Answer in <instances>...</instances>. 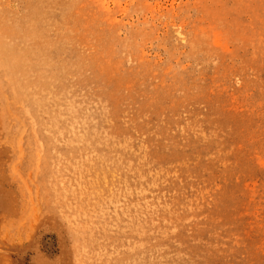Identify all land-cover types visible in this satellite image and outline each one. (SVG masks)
Wrapping results in <instances>:
<instances>
[{
	"label": "rangeland",
	"instance_id": "rangeland-1",
	"mask_svg": "<svg viewBox=\"0 0 264 264\" xmlns=\"http://www.w3.org/2000/svg\"><path fill=\"white\" fill-rule=\"evenodd\" d=\"M0 36V264H264V0H0Z\"/></svg>",
	"mask_w": 264,
	"mask_h": 264
},
{
	"label": "bare ground",
	"instance_id": "bare-ground-1",
	"mask_svg": "<svg viewBox=\"0 0 264 264\" xmlns=\"http://www.w3.org/2000/svg\"><path fill=\"white\" fill-rule=\"evenodd\" d=\"M7 34V33H6ZM5 34V35H6ZM13 34V33H12ZM3 35V34H2ZM8 35V34H7ZM22 39H24V38H22ZM15 44H16V41L14 40V37H12V42H11V37L10 36H0V67L3 69V68H6L7 70H9V68H8V65L10 66V68L11 67H13V64H14V66L15 67H13V70L15 71V74L17 73L18 74V70H19V64H18V62L20 61V56L22 55L20 52H18L19 50H17V47L15 46ZM22 44V43H21ZM20 44V45H21ZM46 45V44H45ZM25 46V45H24ZM31 46V45H30ZM46 47V46H45ZM25 48V47H24ZM30 48V47H29ZM19 49H21V48H19ZM31 49V48H30ZM33 49V48H32ZM29 50V49H28ZM25 51H26V49H25ZM27 52V51H26ZM19 53L21 54L20 56H19ZM48 53V52H47ZM46 53V54H47ZM24 54V53H23ZM30 54V53H29ZM25 57V56H24ZM26 58V57H25ZM22 60V59H21ZM48 60V59H47ZM25 61V60H24ZM26 62V61H25ZM42 62V61H41ZM27 63V62H26ZM30 63V62H29ZM35 63H37V62H35ZM45 63V62H44ZM24 64V62H22V64L21 65H23ZM39 64V63H38ZM24 66V65H23ZM27 66H28V64H27ZM39 66V65H38ZM45 66V65H44ZM26 67V66H25ZM24 67V68H25ZM47 67V66H46ZM23 68V67H22ZM6 69H5V71H6ZM25 69H27V68H25ZM24 69V70H25ZM32 69V68H31ZM40 69V68H39ZM51 69V68H50ZM22 70V69H21ZM33 70V69H32ZM31 70V71H32ZM1 71V70H0ZM4 71V72H5ZM11 71V70H10ZM30 71V70H29ZM30 71V72H31ZM35 71V70H34ZM33 71V72H34ZM39 71V70H38ZM53 70H51V72H52ZM4 72H2V73H4ZM11 72H13V71H11ZM42 72V71H41ZM44 73H45V70L43 71ZM29 73V72H28ZM35 73V72H34ZM36 73H37V71H36ZM40 73V72H39ZM9 74H11V73H9ZM23 74V73H22ZM25 74H26V72H25ZM26 75H28V74H26ZM52 75V74H51ZM10 76V75H9ZM13 75H11V77H12ZM15 76V75H14ZM13 76V77H14ZM35 76V75H34ZM47 76V75H46ZM49 76H50V73H49ZM54 76V75H53ZM3 77V76H2ZM16 77H18V76H16ZM21 77H22V75H21ZM24 77V76H23ZM22 77V78H23ZM32 76H30L29 77V79L31 78ZM36 77V76H35ZM39 77V76H38ZM5 78H9V77H5ZM19 78V77H18ZM22 78H21V80H22ZM40 78V77H39ZM14 79V78H13ZM17 79V78H16ZM25 79V78H24ZM34 79V78H33ZM50 79V78H49ZM8 80H10V79H8ZM12 80V79H11ZM18 80V79H17ZM28 79H26V81H27ZM35 80H38V79H36L35 78ZM40 80V79H39ZM52 80V79H51ZM7 81V80H6ZM23 81V80H22ZM44 81V80H43ZM50 81V80H49ZM12 82H14L13 80H12ZM41 82V81H40ZM53 82V81H52ZM9 83V82H8ZM8 83H6L7 85H8ZM28 83V82H27ZM32 83V82H31ZM36 83V82H35ZM61 83V82H60ZM15 84H16V80H15ZM21 84V83H20ZM38 84H39V81H38ZM44 84H45V82H44ZM50 84H52V83H50ZM18 85H19V82H18ZM34 84H32V86H33ZM46 85V84H45ZM28 86V85H27ZM12 87H14V85H12ZM5 88V87H4ZM33 87H31V89H32ZM39 88L41 89V87H38V92H40V90H39ZM43 88H45V86L43 87ZM46 88H47V85H46ZM45 88V89H46ZM16 89H17V87H16ZM21 89H22V86H21ZM35 89H37V86H36V88ZM14 90H15V88H14ZM20 90V89H19ZM24 90H30V89H24ZM33 90V89H32ZM7 91V90H6ZM31 91V90H30ZM47 91H48V89H47ZM47 91H45L44 93H46ZM56 91V90H55ZM55 91H53V92H55ZM1 92V91H0ZM5 92V91H4ZM15 92H16V90H15ZM36 92V91H35ZM60 92V91H59ZM61 92H62V89H61ZM60 92V93H61ZM66 92V91H65ZM18 93V91L16 92V94ZM28 93V92H27ZM42 93V92H41ZM48 93V92H47ZM52 93V92H51ZM59 93V94H60ZM12 94H15V93H13L12 92ZM2 95H3V93H2ZM25 95V94H24ZM34 95V94H33ZM58 95V94H57ZM64 95V94H63ZM12 96H14V95H12ZM20 96V95H19ZM35 96V95H34ZM37 96V95H36ZM47 96H49V95H47ZM47 96H45V97H47ZM58 96H60V95H58ZM6 96H3V99L5 98ZM15 97V96H14ZM21 97V96H20ZM19 97V98H20ZM29 97V96H28ZM40 97V96H39ZM42 97H44V96H42ZM51 97V96H50ZM54 97V96H53ZM25 98H26V96H25ZM55 98H57V97H55ZM54 98V99H55ZM13 100H15L14 98H12ZM18 99V98H17ZM16 99V100H17ZM23 99H24V97H23ZM32 99H33V96H32ZM37 99V98H36ZM43 99V98H42ZM46 99V98H45ZM47 99H49V98H47ZM15 100V101H16ZM30 100V99H29ZM34 100V99H33ZM57 100V99H56ZM52 101V100H51ZM58 101H59V98H58ZM4 102H6V101H4ZM14 102V101H13ZM12 102V103H13ZM18 102V101H17ZM21 102V101H20ZM20 102H18V103H20ZM15 103V102H14ZM24 103V102H23ZM22 103V104H23ZM55 102H53V104H54ZM65 103V102H64ZM6 104V103H5ZM31 102H30V106H31ZM37 104V103H36ZM48 104V103H47ZM55 104H57V103H55ZM54 104V105H55ZM41 105H43V104H41ZM40 105V106H41ZM58 105V104H57ZM61 105V104H60ZM19 106H21V103H20V105ZM23 106V105H22ZM33 106V105H32ZM31 106V107H32ZM36 106V105H35ZM39 106V105H38ZM37 106V107H38ZM45 106V105H44ZM47 106V105H46ZM52 106V105H51ZM5 107H6V105H5ZM55 107H57L56 105H55ZM60 107V106H59ZM62 107H64V106H62ZM61 107V108H62ZM23 108V107H22ZM30 108V107H29ZM46 108V107H45ZM48 108V107H47ZM0 109H1V107H0ZM4 109V108H3ZM27 109V108H26ZM26 109H23L24 111L26 110ZM31 109V108H30ZM29 109V110H30ZM38 109H41V108H38ZM57 109V108H56ZM28 110V109H27ZM32 110H33V108H32ZM58 110V109H57ZM56 110V111H57ZM8 111V110H7ZM45 111V110H44ZM46 111H48L47 109H46ZM53 111V110H52ZM59 111V110H58ZM63 111V110H62ZM4 112H5V110H4ZM10 112H11V110H10ZM31 112V111H30ZM34 112V111H33ZM37 112V111H36ZM42 112V111H41ZM2 111L0 110V131H1V129H3L4 128V126H3V122H1V120H2ZM20 113V112H19ZM18 113V114H19ZM29 113V112H28ZM40 113V112H39ZM45 113V112H44ZM25 114H27V113H25ZM46 114H48L47 112L45 113V115ZM11 115V114H10ZM34 115V114H33ZM36 115V114H35ZM34 115V116H35ZM52 115V114H51ZM15 116V115H14ZM27 116H28V114H27ZM31 116H32V114H31ZM47 116V115H46ZM49 116V115H48ZM11 117H12V115H11ZM19 117V116H18ZM33 117V116H32ZM43 116H41V118H42ZM6 118V117H5ZM35 118H37V117H35ZM34 118V119H35ZM39 118V117H38ZM33 119V120H34ZM43 119V118H42ZM47 119H48V117H47ZM49 119H50V117H49ZM28 120V119H27ZM33 120H32V122H33ZM39 120H40V118H39ZM11 121V120H10ZM13 121V120H12ZM44 121V120H43ZM45 121H46V119H45ZM5 122V121H4ZM14 122V121H13ZM21 123H22V120L20 121ZM31 122V121H30ZM47 122V121H46ZM42 123V122H41ZM34 124V123H33ZM36 124V123H35ZM34 124V125H35ZM40 124V123H39ZM38 124V125H39ZM45 124V123H44ZM6 125H8V123L6 124ZM30 125V124H29ZM50 125V124H49ZM16 126H17V124H16ZM36 126V128H37V125H35ZM47 126V125H46ZM7 126H5V128H6ZM12 127V126H11ZM50 127V126H49ZM10 128V127H9ZM26 128V127H25ZM33 128V127H32ZM15 129H17V128H15ZM30 129V128H29ZM48 129H50V128H48ZM47 129V130H48ZM9 130V129H8ZM31 130V129H30ZM11 131V130H10ZM21 131V130H20ZM19 131V132H20ZM22 131H23V129H22ZM35 131V130H34ZM18 132V133H19ZM49 132V131H48ZM46 133V132H45ZM28 136V135H27ZM34 138V137H33ZM32 138V139H33ZM31 139V138H30ZM0 146H2L1 145V143H0ZM3 192V191H2ZM4 200V199H3ZM1 201H2V199H1ZM4 203V202H3ZM3 205V204H2ZM1 205V203H0V212L1 211H3V206ZM4 213V212H3Z\"/></svg>",
	"mask_w": 264,
	"mask_h": 264
}]
</instances>
